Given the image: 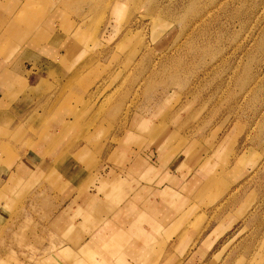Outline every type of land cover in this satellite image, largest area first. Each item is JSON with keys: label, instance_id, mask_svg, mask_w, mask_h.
Segmentation results:
<instances>
[{"label": "crops", "instance_id": "crops-1", "mask_svg": "<svg viewBox=\"0 0 264 264\" xmlns=\"http://www.w3.org/2000/svg\"><path fill=\"white\" fill-rule=\"evenodd\" d=\"M68 1L28 16L27 31L16 20L27 0H0V150L12 153L0 158V222L19 200L48 197L46 264L249 262L264 239V170L235 158L240 147L154 143L164 101L109 143L77 142L75 130L64 143L54 127L38 137L62 88L96 66L80 41L89 20Z\"/></svg>", "mask_w": 264, "mask_h": 264}, {"label": "rangeland", "instance_id": "rangeland-1", "mask_svg": "<svg viewBox=\"0 0 264 264\" xmlns=\"http://www.w3.org/2000/svg\"><path fill=\"white\" fill-rule=\"evenodd\" d=\"M50 1L38 8L27 0L17 24L33 30L28 16L44 20L66 0ZM69 1L89 20L80 41L94 48L96 66L62 88L38 137L54 127L59 138L75 130L70 138L77 142L109 143L131 115L143 116L164 101L150 137L154 143L240 147L235 158L264 170V0ZM8 148L0 158L12 154ZM46 199L36 208L21 199L7 224L0 222V264L49 260L55 247ZM258 248L249 262L234 264H264V239Z\"/></svg>", "mask_w": 264, "mask_h": 264}]
</instances>
